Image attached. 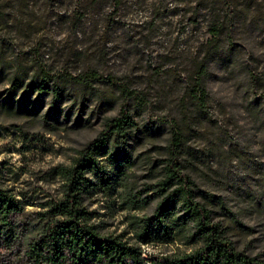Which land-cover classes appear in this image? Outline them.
Returning a JSON list of instances; mask_svg holds the SVG:
<instances>
[{"label":"rangeland","instance_id":"374dc122","mask_svg":"<svg viewBox=\"0 0 264 264\" xmlns=\"http://www.w3.org/2000/svg\"><path fill=\"white\" fill-rule=\"evenodd\" d=\"M202 65L205 100L194 96ZM122 104L136 122L130 191L151 193L178 126L199 197L240 250L264 259V0H0V181L32 201L27 210L61 192L53 168ZM96 193L89 207L104 231L154 207L131 208L127 189Z\"/></svg>","mask_w":264,"mask_h":264},{"label":"trees","instance_id":"16d2710c","mask_svg":"<svg viewBox=\"0 0 264 264\" xmlns=\"http://www.w3.org/2000/svg\"><path fill=\"white\" fill-rule=\"evenodd\" d=\"M212 32L217 37L220 31L213 27ZM205 70L202 65L194 89L200 100L206 96ZM91 76L100 78L97 72ZM48 80L44 74L37 88L47 90ZM21 83L14 77L12 88L18 89ZM51 92L54 102L61 99V88L54 86ZM13 104L9 100L7 106ZM23 104L20 100L17 108L27 105ZM56 122L57 118L50 126ZM135 129L133 115L122 104L118 115L107 118L70 163L53 168L61 192L40 209L27 210L32 201L0 181V264H264V259L236 246L222 221L199 197L194 179L184 172L180 155L185 135L178 126H171L166 157L153 175L155 181L146 188L151 193L130 191L127 171L135 158ZM119 189L129 190L125 203L131 208L154 207L149 213L133 215L130 227L120 233L104 231L93 220L98 212L90 209L89 201L96 192L112 197ZM172 244L184 248L149 250Z\"/></svg>","mask_w":264,"mask_h":264}]
</instances>
